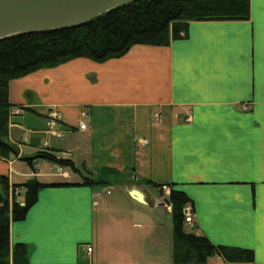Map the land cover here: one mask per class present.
<instances>
[{
	"label": "crops",
	"instance_id": "crops-1",
	"mask_svg": "<svg viewBox=\"0 0 264 264\" xmlns=\"http://www.w3.org/2000/svg\"><path fill=\"white\" fill-rule=\"evenodd\" d=\"M8 102L19 157L0 158V176L68 184L39 190L25 219L11 221L10 247L26 245L28 264H173L160 185L189 200L185 231L251 252L206 264H264V0H249L245 21L190 22L169 46L14 79ZM51 112L68 129L61 139L45 133ZM38 152L78 171L20 159ZM86 176L105 184L81 185Z\"/></svg>",
	"mask_w": 264,
	"mask_h": 264
},
{
	"label": "trees",
	"instance_id": "trees-1",
	"mask_svg": "<svg viewBox=\"0 0 264 264\" xmlns=\"http://www.w3.org/2000/svg\"><path fill=\"white\" fill-rule=\"evenodd\" d=\"M249 19V0H137L99 16L78 27L14 36L0 41V158H18V148L8 141L11 105L8 84L40 69L57 67L68 61L84 58L104 62L124 56L135 45L169 46L172 41L186 38L188 25L194 21H245ZM21 160L27 158L20 157ZM33 160H46L61 168L78 171L69 160L47 152H38ZM105 182L86 176L81 185L101 186ZM68 184H43L31 178L13 184L0 176V264H28L24 244L9 242V225L25 219L37 200L39 190ZM23 191L18 202L14 191ZM173 264H206L214 256L226 263L251 260V252L212 245L205 237L184 229V208L189 203L180 191L171 188Z\"/></svg>",
	"mask_w": 264,
	"mask_h": 264
},
{
	"label": "water",
	"instance_id": "water-1",
	"mask_svg": "<svg viewBox=\"0 0 264 264\" xmlns=\"http://www.w3.org/2000/svg\"><path fill=\"white\" fill-rule=\"evenodd\" d=\"M134 1L137 0H0V41L85 25Z\"/></svg>",
	"mask_w": 264,
	"mask_h": 264
},
{
	"label": "built area",
	"instance_id": "built-area-1",
	"mask_svg": "<svg viewBox=\"0 0 264 264\" xmlns=\"http://www.w3.org/2000/svg\"><path fill=\"white\" fill-rule=\"evenodd\" d=\"M84 115V114H82ZM185 121H189V117L185 119ZM79 128L83 130L85 128V125L82 123H79ZM68 132V129L64 127L59 120L57 114L55 112H51L48 117V122H47V129L45 133L53 138L56 139H61L64 137V135ZM140 144H145L146 141L144 139L138 140L137 141ZM36 175L35 172H33V175ZM158 192H159V200L158 203L165 207L167 212L171 213V205L168 202L169 196L171 194V187L169 185H160L158 187ZM193 218H194V212L193 208L190 207V205H186L184 208V224L187 226L192 227L193 226ZM87 253L91 252V248L87 247L86 249Z\"/></svg>",
	"mask_w": 264,
	"mask_h": 264
},
{
	"label": "rangeland",
	"instance_id": "rangeland-1",
	"mask_svg": "<svg viewBox=\"0 0 264 264\" xmlns=\"http://www.w3.org/2000/svg\"><path fill=\"white\" fill-rule=\"evenodd\" d=\"M13 145H15L17 148H18V151H19V147H18V143H15V144H13ZM9 193H10V195L13 193V188L11 187V185L9 186ZM16 192H18L19 194L18 195H15V193ZM10 195H9V197H10ZM17 201H19V202H22L23 201V191L21 190V189H18V190H15L14 191V196H13ZM186 232L187 233H190L191 231H190V229H186Z\"/></svg>",
	"mask_w": 264,
	"mask_h": 264
}]
</instances>
